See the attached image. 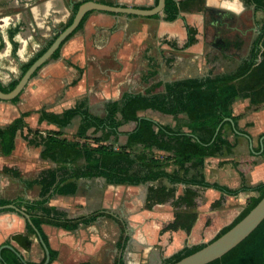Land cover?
<instances>
[{
  "label": "trees",
  "instance_id": "1",
  "mask_svg": "<svg viewBox=\"0 0 264 264\" xmlns=\"http://www.w3.org/2000/svg\"><path fill=\"white\" fill-rule=\"evenodd\" d=\"M85 1L87 0L73 4L72 14L62 29L70 25L78 6ZM157 1H154V6ZM243 3L252 6L255 13L260 11L264 14V0H243ZM204 5L205 0H165L162 20L173 22L181 12L200 13ZM90 13L92 12L85 14L78 27L62 42L51 59H56L64 43L82 29ZM159 17L160 14L151 18ZM258 26V34L253 38L247 56L231 72L202 79L177 80L166 84L157 82L143 93L125 95L119 101L110 103L104 117L90 114L82 105L67 109L61 114L43 110L38 112V123L45 121L58 128L66 127L74 117L79 116L80 123L71 140L63 138L61 132L40 133L37 129L29 130L23 135L22 130L26 126L24 120L29 113H22L5 127H0V155L8 156L13 152L15 139L19 135L27 145L41 147V158L55 165L40 172L32 183H28V186L30 184L40 186L39 199L17 205L18 208H23L29 216V221L26 220L25 233L11 237V240L27 248L30 245L29 236L38 234L47 247L48 264H50L56 259L57 253L48 247L41 225L70 231L77 229L79 225L87 226L98 217L112 218L103 212H95L88 216L68 219L64 211L47 206L52 194H74L76 181L79 179L103 178L107 184L129 186L158 182L156 186L147 187L144 208L151 210L155 206L169 203L173 207V220L168 228L172 231L183 230L186 233L191 230L197 218L195 211L197 187L214 189L221 194V197L257 192L258 195L248 199L245 208L231 224L221 229L208 243L239 222L264 196V183L256 186H249L246 183V175L253 161L230 162L240 179V185L236 188L208 182L200 171L206 159L232 153L235 145L225 138L224 127L227 126L231 131L233 128L226 119L233 122L237 132L243 133L237 126L238 116L233 115V102L237 98H246L249 103L248 109L254 111L264 106V17L258 22ZM185 29L186 38L181 44L172 42L165 44L174 50H185L198 44L200 37L196 27L186 24ZM15 32L12 31L10 39H13ZM57 34L21 66L20 77L45 52ZM16 49L17 44L12 40L13 57ZM147 61L149 69L146 79L151 81L157 75L156 63L152 58H147ZM18 80L10 82L7 86L0 84V91L3 93L11 91ZM19 96L10 102L17 103ZM146 110L173 117L176 127L172 128L146 118L144 116ZM180 115H185L186 119L180 118ZM126 124H131L125 133L126 142L124 146L117 148L114 144L120 134L119 128ZM91 129L93 134L101 131L102 136L89 137L87 134ZM135 146L139 147L140 151L132 155L130 149ZM259 150L260 144L253 149L256 153ZM154 151L162 152L164 155L155 157ZM263 156L264 143L259 157ZM170 166L173 169L168 171ZM1 172L15 178L19 177V172L12 168L3 167ZM161 181H166L168 185L162 184ZM177 184L184 185L180 195H176ZM221 201L218 200L211 207L221 206ZM11 203L12 201L0 199V206ZM113 220L120 230L113 264H124L123 254L129 240L126 224L117 217ZM206 244L183 248L162 264H173ZM0 255L4 264H23L10 249H2ZM208 264H264V220L236 247Z\"/></svg>",
  "mask_w": 264,
  "mask_h": 264
},
{
  "label": "crops",
  "instance_id": "2",
  "mask_svg": "<svg viewBox=\"0 0 264 264\" xmlns=\"http://www.w3.org/2000/svg\"><path fill=\"white\" fill-rule=\"evenodd\" d=\"M66 1L69 2L68 5H66ZM79 1L83 0H46L40 6L32 7L28 15L23 16L18 13L15 16L13 15L12 18L4 19L1 23L2 28H5L4 22L12 23V29H14L15 25H22L23 22L25 29L24 32L16 34L12 39L17 44L15 59L10 58L11 46L6 40L4 30L0 29V36H2V39L4 37V41L0 43V46L3 47L2 49L0 48V83L2 86H7L10 82L18 80L21 74V66L26 64L58 32H56L57 29L55 32L52 30L51 32L53 33L44 41L45 44L28 56L26 51L31 46L30 41H32V38L36 37L35 33L41 31L47 33L50 27L45 24L50 21L57 25H65L72 14L69 13V10L71 11L72 9L71 3L75 4ZM93 1L99 3L110 2L113 3L112 5L120 4L137 8H151L154 6L155 0ZM213 1L222 3V7L212 5ZM233 1L238 2L237 7H225V3ZM17 2L19 0H12L13 5L17 4ZM244 6L246 5H244L243 0H205L203 11L193 14H202L208 10L212 14L211 18H214L215 15V19H217L221 16H226V12L227 16L231 15L230 13L239 14ZM249 7L253 10L252 6ZM189 14L193 15L192 13L181 12L179 17L173 22H165L162 20V13L158 19H152L151 17L114 15L93 11L88 15L82 29L64 43L60 49L59 56L56 59H50L30 79L21 92L17 103L0 101V127H5L22 113H29L24 120L26 126L22 130L23 135L27 134L29 130L37 129L40 130V133L61 132L63 138L73 139L80 123L79 116L74 117L66 127L58 128L56 125L45 121L38 123V112L43 110L48 113L61 114L67 109L82 105L90 114L104 117L106 108L110 103L119 101L125 95L133 94L127 90L120 91V88L123 83L134 76V60L137 59L139 54L145 55V51H148L146 53L147 58H152L155 62L156 57L160 55V51L164 48L161 43V36L166 34L167 37L176 36L177 29H174L176 25H172L176 23V20L180 19L182 23L184 22V30H182L183 35L179 39L180 42L173 41L172 43L181 44L185 40V25L187 24L185 23L187 22L185 16ZM255 16H257V12ZM262 16L264 17V14ZM195 26L199 32V25L196 23ZM52 28L55 27L52 26ZM163 42L165 44L171 41L164 40ZM165 48L168 49L169 46L166 45ZM10 60L15 61L14 66H17L15 70L19 71V76L17 77H12V70L6 67V65L11 64ZM146 77L147 74L145 79ZM185 79L196 78L180 77L174 79V81ZM5 81L7 83H4ZM74 81L75 83H73ZM115 91L118 93L114 94ZM242 101V98H237L233 102L232 109L233 115L238 116L237 126L243 133L238 132L237 134L233 129L231 131L232 137H225L232 144H234V138L237 140L231 153L235 158L217 157L219 159L214 164H211V168L207 165L208 159H206L203 167L204 169L209 168L216 171V174H223L225 180L232 179L234 182L232 188L240 185V179L231 165V161H253L246 175V183L249 186L264 183V156L259 157L260 154H254L256 152L253 151L260 144V138L264 135V106L254 112L244 114V110L237 109V103L241 104ZM245 101L243 108L248 107L249 104L248 99ZM146 112L163 116V114L152 110H146ZM145 117L160 123L156 116H147L145 114ZM31 120H33L32 124L30 123ZM67 131L73 132L71 138L65 135V133H68ZM244 135L250 138L251 148L249 139ZM260 135L262 136L259 138ZM41 150V147L27 145L21 136L18 135L15 139L13 152L8 156L0 155V199L12 201L11 204L17 208L18 204L31 203L39 199L40 186L37 184L28 186V183H32L40 172L55 166L48 160L41 158ZM158 153L163 154L162 152ZM3 167L18 171L19 177L15 178L3 174L1 172ZM205 178L208 181L206 176ZM99 180L105 186L113 188H120L121 186L127 188L135 187L107 184L103 178L79 179L76 181L74 194H52L48 199L47 206L64 211L68 219L88 216L95 212H103L111 216L112 219L114 217L118 218V216H114L109 212L110 205L98 207L97 182H99V185L101 184ZM221 185L227 186L226 184ZM243 194L245 193L240 194V196ZM145 197L146 195L144 196V203ZM250 197H256V195L249 194L246 198ZM18 209L24 212L22 207ZM199 220L200 215L198 214L195 223L199 222ZM25 224L26 220L20 214L11 209H0V253L4 248L10 249L6 247L10 246L12 247L10 250L17 254L23 264H41L42 262L44 264L46 258L44 246L46 245L40 240L38 235L29 236L30 245L27 248L11 240V237L25 233ZM106 225V217H98L93 223L87 226L79 225L77 229L70 231L49 225H41V231L46 237L48 247L57 253L56 259L50 264H98V252L101 251L102 246H105L108 236V232L106 233L105 229ZM119 236L120 230L117 234L115 246ZM205 240L209 242L212 239ZM128 241H130V237ZM126 246L128 247V244ZM116 252V248L115 253L113 252L114 254L110 250L108 252L110 256L104 255L103 259L106 262L108 260V264H113ZM0 264H4L1 260V255Z\"/></svg>",
  "mask_w": 264,
  "mask_h": 264
},
{
  "label": "rangeland",
  "instance_id": "3",
  "mask_svg": "<svg viewBox=\"0 0 264 264\" xmlns=\"http://www.w3.org/2000/svg\"><path fill=\"white\" fill-rule=\"evenodd\" d=\"M65 3L66 5L69 4L67 1ZM237 4L238 2L233 1L231 3H225V7H237ZM212 5L222 7V3H216L214 1ZM69 13H71L70 10ZM230 14L231 15L227 16L228 14L226 12V16H221L217 19H215V15L214 18H211L212 14L208 10L204 11L202 14L186 15L185 20L187 22L185 23L194 27H196V23L199 25L198 34L200 37V42L186 51L174 50L170 47L167 49L163 42L164 40L180 42L179 39L181 35H183L182 30H184V22L182 23L180 19L176 20V23L172 24L176 25L174 28L177 29L176 36L167 37V34L161 36V43L164 48L155 59L157 70L156 77L151 81L145 79L149 69L146 54L148 51H145V55L139 54L137 59L134 60V76H132L129 81L122 84L120 91L127 90L133 94L143 93L157 82L162 84L172 83L174 79L180 77L202 79L233 71L247 56L251 41L259 31L258 22L263 18V13L258 11L257 16H255V12L251 7L244 6L239 14ZM45 25L50 28L47 30V33L43 31L35 33L36 37L33 36L34 38L30 41L31 46H29V49L26 51L28 56L45 44L44 41L52 35V30L55 32L57 29L56 32H59L63 27L51 21ZM52 26L55 28H52ZM2 30H4V28H2ZM34 30L36 31V29ZM14 62V60H10L11 64L6 65V67L12 70V77H17L19 76V71L15 70L17 66H14ZM4 83L7 82L5 81ZM117 93L116 91L114 92V94ZM242 99L243 101L241 104L237 103V109L244 110V114L254 112V110H250L248 107L243 108L246 98ZM145 114H147V116H156L158 122L169 127H176V122L171 116H158L157 114L153 115L146 111L144 112V116ZM180 118L186 119L185 115H180ZM32 122L33 120L30 121L31 124ZM130 127L131 124H126L119 128L120 134L114 144L115 147L120 148L124 146L126 139L125 133ZM65 135L71 138L73 132L70 131L65 133ZM88 136L100 137L102 136V132L98 131L93 134V129H91L88 131ZM224 136L232 137V132L227 126L224 127ZM110 139L112 140L113 137ZM236 142L237 140L234 138V144H236ZM130 151L132 155H136L140 149L135 146L130 149ZM162 155L164 154H159L154 151L155 157H160ZM223 157L235 158L232 154ZM217 159L219 158L208 159L207 165L211 168V164H214ZM172 169L173 167L170 166L167 170L171 171ZM213 171L214 170L209 168H203L200 172L204 177L206 176L207 180L210 182H217L233 187L234 182L232 179L225 180L223 174H216V171ZM161 183L168 185L166 181H161ZM97 184L98 207L110 205L108 209L109 212L114 216H118V218L126 224V229H130V241L125 251V256L123 255L124 264H162L168 257L183 248H189L195 246V244L208 243V240L205 239H213L221 229L230 225L245 208L249 199L246 198L247 195H258L257 192H243L245 194L242 196H240V194H242L240 193L237 196L225 195L221 197V194L214 189L197 187L198 197L196 199L195 211L197 215H200V220L194 223L195 226L193 225L191 230L186 233L183 230L172 231L168 228V225L173 220V207L170 206L169 203L155 206L151 210H147L143 207V200L146 195L147 187L149 185L156 186L159 184L158 182L146 183L133 188H127L125 186L113 188L105 186L102 181L100 185L99 182H97ZM175 188L176 195H180L184 189V185L177 184ZM220 199L222 200L221 206L211 207L213 203H216ZM110 225L111 227H109ZM106 226L105 229L106 233L108 232V236L105 246H102L101 251L98 252V264H108V260L106 262L103 256H108L110 250L112 254L115 253V242L117 234L119 233V227L112 218H107Z\"/></svg>",
  "mask_w": 264,
  "mask_h": 264
},
{
  "label": "water",
  "instance_id": "4",
  "mask_svg": "<svg viewBox=\"0 0 264 264\" xmlns=\"http://www.w3.org/2000/svg\"><path fill=\"white\" fill-rule=\"evenodd\" d=\"M73 3H71L72 7ZM165 8V0H158L157 4L151 8H137L132 6H122L120 4L107 5L104 3H99L97 1L88 0L81 3L75 14L73 15L70 25L61 29L55 39L52 41L51 45L45 50V52L38 57L29 68L22 74L19 78L16 86L9 92L3 93L0 91V101L9 102L12 101L15 97L20 95L24 90L33 74L40 69L44 64H46L54 54L56 50L59 49L62 42L73 33V31L78 27L79 23L85 16V14L93 11L109 13L114 15H133L138 17H153L155 15L161 14ZM179 14L177 15V18ZM227 122L231 124L234 129V132L237 131L234 128V124L230 119H226ZM218 129L216 130L217 133ZM215 133V135H216ZM238 134V132H237ZM248 141H251L247 135H244ZM264 135L260 138V151L254 154H261L263 147ZM143 185V184H140ZM0 209H11L14 212L20 214L25 220L29 221V216L20 211L15 205L8 204L0 206ZM264 220V196L261 200L235 225H233L228 231L222 234L220 237L214 241L206 244L203 248L198 251L180 259L179 261L173 264H208L216 259L221 258L231 249L236 247L241 241H243L262 221ZM130 229H127V236H129ZM38 235V234H37ZM129 243V241H128ZM127 243V244H128ZM10 249L12 247L6 246ZM127 246L125 247L126 250ZM45 250V262L47 264L49 261L48 250L44 246ZM124 250V251H125ZM17 255V254H16Z\"/></svg>",
  "mask_w": 264,
  "mask_h": 264
},
{
  "label": "flooded vegetation",
  "instance_id": "5",
  "mask_svg": "<svg viewBox=\"0 0 264 264\" xmlns=\"http://www.w3.org/2000/svg\"><path fill=\"white\" fill-rule=\"evenodd\" d=\"M44 2H46V0H19L17 4L13 5L12 0H0V29L2 28L1 23L4 19L12 18L13 15L15 16V14L18 13H21L23 16L28 15V12H30L32 7L40 6V4H43ZM4 24L5 37L11 46L10 58L15 59V57L12 56V38L10 39V34L12 31H16L15 35L24 32L25 26L23 27V25L25 24L22 22V25H15L14 29H12V23L4 22ZM3 39L2 36H0V43L4 41ZM0 48L2 49L3 47L0 46Z\"/></svg>",
  "mask_w": 264,
  "mask_h": 264
}]
</instances>
